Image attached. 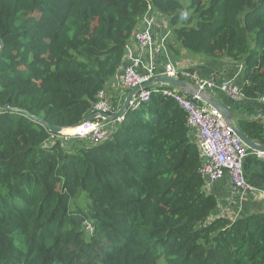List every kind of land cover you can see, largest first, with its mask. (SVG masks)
<instances>
[{
    "label": "trees",
    "instance_id": "trees-1",
    "mask_svg": "<svg viewBox=\"0 0 264 264\" xmlns=\"http://www.w3.org/2000/svg\"><path fill=\"white\" fill-rule=\"evenodd\" d=\"M150 8L173 53L241 64L245 97L264 94V0H0V264H264V211L216 214L173 98L154 91L79 146L32 117L90 115ZM235 124L264 143V115Z\"/></svg>",
    "mask_w": 264,
    "mask_h": 264
},
{
    "label": "built area",
    "instance_id": "built-area-1",
    "mask_svg": "<svg viewBox=\"0 0 264 264\" xmlns=\"http://www.w3.org/2000/svg\"><path fill=\"white\" fill-rule=\"evenodd\" d=\"M159 17L158 12L150 8V11L142 19L141 27L137 28L132 36L136 42L138 52L136 53L129 43L126 46V54L121 68L123 71V85L128 90L154 77L165 74L194 83L214 94L223 92L235 98L245 97L242 85L239 82L241 66L235 76L225 82H220L214 77H205L199 68L189 69L188 65L183 66L179 62L170 59L164 62V69L160 71L157 65L159 41L156 36V21ZM170 34L171 31L167 33L163 41H166ZM158 85L153 86V88L142 89L136 93L130 101L129 108H137L143 102L149 101L154 91L173 98L187 113L190 129L196 130L197 144L202 156L199 171L205 181V187L225 175H229L234 189L240 191L242 195L259 192L264 196V190H260L255 184L251 183L245 172L247 158L252 152L256 151L241 140L233 131L230 123L200 97L190 95L173 85L164 83ZM255 100L260 104H264V94ZM116 105V102L108 98L105 91L102 90L98 94V100L93 104L92 113H113L118 110ZM122 119L107 120L98 117L79 127L71 128V133L63 131L53 134L64 141L77 138L99 142L110 135L112 130L116 128V123ZM258 154L261 155L260 152ZM85 224L89 230L92 229L91 224L87 222Z\"/></svg>",
    "mask_w": 264,
    "mask_h": 264
},
{
    "label": "crops",
    "instance_id": "crops-1",
    "mask_svg": "<svg viewBox=\"0 0 264 264\" xmlns=\"http://www.w3.org/2000/svg\"><path fill=\"white\" fill-rule=\"evenodd\" d=\"M160 15L156 21V36L159 41L158 63L159 70L164 69V62L167 59L179 62L180 65H188L189 69L197 67L201 70L205 77H214L220 82H225L232 79L238 72L241 64L233 63L227 58H208L202 54H192L183 49L179 44H176L178 55L170 49L172 42V27L166 16ZM141 27V26H140ZM139 28V27H138ZM171 31L166 41H163L167 33ZM129 44L137 53L138 48L134 38L132 37ZM193 63L195 64L193 66ZM241 68V69H242ZM244 70V69H243ZM243 84V80L240 81ZM108 98L115 101L117 105H122L129 92L123 85L122 68L118 71L116 77L110 81L104 89ZM217 95L228 104L236 113V118L239 117H254L264 115V104H260L255 99L249 97H232L223 92H217ZM69 130V128L65 129ZM72 131H70L71 133ZM190 137L197 143V134L195 129L190 130ZM78 146L81 143H86L80 140L77 141ZM74 142L69 146L71 149ZM245 172L248 180L255 184L260 190H264V153L258 154V151L252 152L245 162ZM206 192L211 193L218 199L217 215H224L235 219L239 216L253 212L264 211V196L259 192L248 193L242 195L240 191L234 189L229 175L211 183L205 187Z\"/></svg>",
    "mask_w": 264,
    "mask_h": 264
},
{
    "label": "water",
    "instance_id": "water-1",
    "mask_svg": "<svg viewBox=\"0 0 264 264\" xmlns=\"http://www.w3.org/2000/svg\"><path fill=\"white\" fill-rule=\"evenodd\" d=\"M2 46V40L0 39V47ZM160 83L173 85L177 88H180L181 90L187 92L190 95H195L200 97L202 100H204L207 104L212 106L214 109H216L232 126L233 131L241 138V140L247 144L251 149L258 151L260 153H264V143L260 142L259 140H251L249 139L235 124L236 119V113L234 110L226 104L217 94H214L210 91H207L203 88L198 87L194 83L188 82L181 78H175L169 75H159L157 77L152 78L151 80L145 81L140 85H137L133 89H130L124 103L120 106V108L113 112H96L88 115L86 118H84L82 121H80L78 124L72 126V127H60L57 125H51L49 124L45 119L41 117H37L32 115L34 119H36L38 122L42 123L46 128H48L53 133H61L65 131L67 128H75L79 127L87 122L93 121L98 117L107 119V120H116L118 118H124L127 110L129 109V104L133 96L141 91L142 89H148L155 85H158Z\"/></svg>",
    "mask_w": 264,
    "mask_h": 264
},
{
    "label": "rangeland",
    "instance_id": "rangeland-1",
    "mask_svg": "<svg viewBox=\"0 0 264 264\" xmlns=\"http://www.w3.org/2000/svg\"><path fill=\"white\" fill-rule=\"evenodd\" d=\"M237 71H239V70L237 69ZM239 75H240V77H239V82H240L244 78V70H243V68L240 70ZM72 140L74 141V139H72ZM87 202H88V200H87L86 196L82 195V196L79 197V199H77L75 205L79 204L82 207H85Z\"/></svg>",
    "mask_w": 264,
    "mask_h": 264
},
{
    "label": "clouds",
    "instance_id": "clouds-1",
    "mask_svg": "<svg viewBox=\"0 0 264 264\" xmlns=\"http://www.w3.org/2000/svg\"><path fill=\"white\" fill-rule=\"evenodd\" d=\"M185 16L187 15V13L184 14Z\"/></svg>",
    "mask_w": 264,
    "mask_h": 264
}]
</instances>
